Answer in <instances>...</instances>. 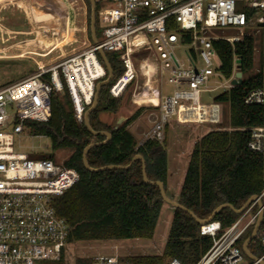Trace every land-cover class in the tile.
I'll return each mask as SVG.
<instances>
[{"label":"built area","instance_id":"2783aa9c","mask_svg":"<svg viewBox=\"0 0 264 264\" xmlns=\"http://www.w3.org/2000/svg\"><path fill=\"white\" fill-rule=\"evenodd\" d=\"M94 4L101 6L97 9L100 39L96 44L91 42L83 50L48 66L37 65L29 76L0 86V264L57 260L67 244L69 226L56 213L53 200L78 181L77 171L50 158L29 159L26 154L16 153L13 141L14 135L27 133L26 120L47 121L50 95L64 87L75 119L83 121L96 82L106 77L98 50L117 55L121 62L122 72L108 88L113 98L121 97L133 86L130 96L139 107L145 101L155 105L149 112L150 129L143 134L137 149L147 139L163 141L165 127L171 120L177 124L220 127L221 105L201 102V94L230 87L236 70L228 80L220 75L217 69L221 62L212 41L221 39L233 44L251 36L255 56L258 35L264 30V0H94ZM253 27L255 31L242 32ZM212 29L236 30L239 35L213 34ZM177 49L183 50L182 59L177 56ZM146 60L154 66L152 79L156 90L151 98L140 96L139 90L143 85L138 80L141 64ZM87 61L94 67L93 73L88 71ZM200 61L203 66H199ZM84 69L87 75L83 74ZM212 76L223 82L209 88L207 83ZM79 78L87 93L81 89ZM158 78H165V83L172 87L171 94H161ZM243 101L246 105L264 106V84L250 91ZM7 107H11L13 114L8 113ZM248 148L264 154V123L250 129ZM258 196L264 203V190ZM258 212L254 201L225 228L214 219L201 224L199 234L209 236L212 244L195 264H258L264 260V230L258 229L252 241L261 249L256 261L246 263L239 244L245 232L254 226ZM91 264L120 261L116 255H97ZM161 264L182 263L171 258Z\"/></svg>","mask_w":264,"mask_h":264},{"label":"trees","instance_id":"16d2710c","mask_svg":"<svg viewBox=\"0 0 264 264\" xmlns=\"http://www.w3.org/2000/svg\"><path fill=\"white\" fill-rule=\"evenodd\" d=\"M84 1L90 13L89 1ZM97 9L95 5L96 39L100 36ZM260 32V43L264 46V31ZM89 38L91 40L90 34ZM212 46L221 62L217 69L220 75L228 80L235 69L241 72L242 81L235 86L216 90L211 102L221 105L222 119L227 120V125L221 124L218 127L206 124L212 129L193 144L177 194L176 202L201 219L208 218L221 204L227 203L239 209L249 197L259 195L264 190V154L248 148L250 129L264 123V106L246 105L243 101L250 91L264 84V69L260 68L251 73L254 63L253 38L244 36L233 44L221 39L213 40ZM105 56L115 80L122 72L121 62L113 53H105ZM236 60H239L237 64ZM109 86L110 84L100 88L98 103L88 117L92 130L110 133L109 140L104 144H100L105 139L104 135H93L83 121L77 122L72 101L65 87L59 93H51L47 121L24 122L28 134L43 135L49 139L52 151L67 150L69 154L63 160V165L76 170L79 175L78 181L71 188L53 200L56 213L64 217L69 226L67 243L151 239L165 203L156 185L143 182L141 161L132 160L135 155H141L148 180L161 181L165 189L166 143L147 139L136 149L137 142L127 130V126L139 116L142 107L117 127L101 121V113H117L124 95L113 98L108 92ZM90 143L99 144L90 148L86 154L89 167H130L88 171L82 162V152ZM46 158H53V154L41 157ZM256 209L257 207L254 211ZM238 215L229 208H222L213 219L225 228L235 221ZM199 227L191 215L173 208L162 253L119 257L120 264H161L171 258L178 259L182 264H195L212 244L209 236L199 234ZM252 227L245 232L239 244L251 233ZM259 230H264V217ZM248 249L254 256L261 254V249L253 242L249 244ZM63 250L64 248L58 260L60 264L63 261ZM257 252L260 254L257 255ZM91 262L90 258L75 260V264Z\"/></svg>","mask_w":264,"mask_h":264},{"label":"rangeland","instance_id":"374dc122","mask_svg":"<svg viewBox=\"0 0 264 264\" xmlns=\"http://www.w3.org/2000/svg\"><path fill=\"white\" fill-rule=\"evenodd\" d=\"M99 7L101 6L98 5ZM97 19L99 22L98 15ZM89 23L90 13L84 0H0V86L17 82L29 76L36 70L37 65L48 66L65 56L86 48L92 42L89 38ZM255 30L256 27H253L244 29L242 32ZM211 33L239 35L238 31L231 29H212ZM260 34L261 32L257 38L259 41ZM182 51V49L176 51L177 56L181 59L183 58ZM199 66H203L202 61ZM260 68L264 69V46L259 42L251 73L257 72ZM141 71L138 79L139 84H143L145 80L142 75L145 71L144 66H141ZM222 82L223 79L212 76L208 80L207 86L211 88ZM157 87L162 95H169L172 92V87L165 83V78L157 79ZM132 90L133 86L127 89L122 96L116 117L118 115L129 117L140 108L131 99ZM215 94L216 90L203 92L200 101L211 102ZM141 107L139 119L136 118L130 123L134 122L133 124H138L139 127L137 132L132 129L137 144L144 139V132L150 128L147 114L155 105L151 101H145ZM7 111L10 115L13 114L11 107H7ZM222 121V126H226L227 120L223 118ZM211 129L212 127L209 125L177 124L174 120L169 122L164 131L163 141L166 143L167 168L171 186L167 185L165 192L170 194L178 190L193 143ZM13 151L26 154L29 159H41L42 156L53 154L51 159L54 162L62 163L69 154L67 150L52 151L47 137L28 133L14 135ZM172 215L173 207L164 203L151 239L67 243L63 250L62 264H75V260L78 258L92 259L97 255L112 254L124 258L132 255L161 254ZM241 244L242 242L240 246ZM259 254L260 252H257V255ZM59 259L60 256L57 260H43L36 264H60ZM245 262L249 263L250 260L245 258Z\"/></svg>","mask_w":264,"mask_h":264},{"label":"water","instance_id":"95a60500","mask_svg":"<svg viewBox=\"0 0 264 264\" xmlns=\"http://www.w3.org/2000/svg\"><path fill=\"white\" fill-rule=\"evenodd\" d=\"M89 4H90V23H89V29H90V36H91V40L94 44L97 43V39H96V35H95V4H94V0H88ZM98 56L100 58V60L102 61L105 69H106V78H104L103 80L97 81L94 87V95H93V100L91 105L85 109L84 113H83V123L86 126V128L88 129V131L90 133H92L93 135H104L105 139L100 142V144H104L106 143L109 138H110V133L107 131H100V132H96L94 130H92V128L89 125L88 122V117H89V113L96 107L97 103H98V97H99V90L101 87L108 85L112 82L113 80V71L112 68L110 67V64L105 56V53L102 50H98L97 51ZM239 62V60H236L235 63L237 64ZM241 72L239 71H235L233 74V77L230 80V87L231 86H235L237 84L241 83ZM117 127V126H115ZM99 143H90L88 144L82 152V162L84 167L91 172H97V171H103L106 169H128L130 167V165H126V166H121V165H107V166H103L100 168H91L89 167L88 163H87V159H86V154L88 152V150L96 145H98ZM139 159L142 163V180L144 183L149 184V185H156L159 189V193L160 196L162 198V200L167 203L168 205H170L173 208H177L180 210L185 211L186 213H188L189 215H191V217L199 224H204L210 220H212L216 213L222 209V208H229L231 209L235 214H240L250 203L256 201L257 206L259 208V212L257 215V219L256 222L253 226V229L251 231V233L244 239V241L241 244V249L243 251V253L245 254V256L251 260V261H256L257 257L254 256L248 249L249 244L253 241V239L255 238V235L260 227L261 221H262V217H264V203H262L261 199L259 198L258 195H252L251 197L248 198V200L245 202V204L239 208L236 209L234 208L232 205L230 204H221L218 207H216L212 214L206 218V219H201L198 218L197 216H195L190 210L186 209L184 206H182L181 204H179L178 202L174 201L173 199H171L170 197L167 196L165 189H164V184L161 181H156V182H152L149 181L147 176H146V171H145V162L144 159L141 155L137 154L134 156L132 161H135ZM258 264H264V260H260Z\"/></svg>","mask_w":264,"mask_h":264},{"label":"crops","instance_id":"0c3cea01","mask_svg":"<svg viewBox=\"0 0 264 264\" xmlns=\"http://www.w3.org/2000/svg\"><path fill=\"white\" fill-rule=\"evenodd\" d=\"M153 67V66H152ZM144 68H145V66H144ZM153 69H154V67H153ZM148 83L149 82H146V83H143V85H141V89H147L148 90ZM151 88L153 89V88H155V86H154V80H153V83H152V86H151ZM155 90H156V88H155ZM149 91V90H148ZM150 112V111H149ZM104 113H101L100 114V116H99V118H100V120L101 121H103V122H105V123H107V124H109V125H112V126H119L120 124H122V122H124L128 117H123L122 115H118L117 117H116V114H111V113H106V114H104ZM105 116V117H104ZM139 117L140 116H138L137 117V120L139 119ZM147 119H148V122L150 123V119H151V117H150V115H149V113L147 114ZM134 123V122H133ZM129 124L128 126H127V130L134 136V133H133V131H132V129H134V131L135 132H137V131H139V127H138V124ZM134 126V127H133ZM150 126H151V124H150ZM133 127V128H132ZM131 128V129H130ZM150 128H148L144 133H146L148 130H149ZM195 143V142H194ZM193 143V144H194ZM187 167V166H186ZM185 172H186V169H185ZM185 172H184V175H185ZM183 178H184V176H183ZM183 181V180H182ZM182 181H181V183H179V188H178V190L176 191L175 190V192H172V193H170V194H168L167 192V194H168V197H170L171 199H173L174 201H176V198H177V194H178V192H179V189H180V187H181V184H182ZM168 183V184H167ZM167 185H170V181H169V176H168V168H167V179H166V186ZM171 186V185H170ZM166 189H167V187H165V191H166Z\"/></svg>","mask_w":264,"mask_h":264},{"label":"bare ground","instance_id":"6f19581e","mask_svg":"<svg viewBox=\"0 0 264 264\" xmlns=\"http://www.w3.org/2000/svg\"><path fill=\"white\" fill-rule=\"evenodd\" d=\"M92 62L94 63V61H92ZM141 66H145V71L143 73L145 80L143 83L149 82L148 83V90L149 91L147 89H141L140 88L139 89L140 90V96L151 98L155 94V88H153V89L151 88L152 83H153L152 74L154 72V69H153L154 66L148 60L143 61ZM87 68H88V71L90 73L94 72V67L92 66V64L89 63V61H87ZM95 68H97V71H100L99 67L97 65L95 66ZM83 74L87 75L86 69H84ZM78 82H79V85H80L81 89L83 90V92L87 93L86 85L82 82L81 78H79Z\"/></svg>","mask_w":264,"mask_h":264}]
</instances>
